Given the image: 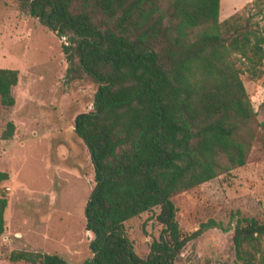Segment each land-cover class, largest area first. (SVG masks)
<instances>
[{
	"label": "trees",
	"instance_id": "obj_1",
	"mask_svg": "<svg viewBox=\"0 0 264 264\" xmlns=\"http://www.w3.org/2000/svg\"><path fill=\"white\" fill-rule=\"evenodd\" d=\"M18 2L66 38L60 44L65 79L86 76L97 85L91 109L77 113L72 127L89 152L95 181L84 208L92 237L83 264H173L187 238L171 197L244 164L247 143L239 134L255 111L240 73L251 79L263 73L264 0L246 2L243 19L231 14L222 21L219 0ZM16 81V69L0 68L1 104H13ZM12 128L7 122L1 137ZM6 179L0 171V183ZM6 202L1 194L0 234ZM155 206L161 228L140 257L123 222ZM213 226L219 224L208 219L191 235ZM263 241L264 222L235 218L232 264H264ZM8 260L68 264L57 254L28 250H12Z\"/></svg>",
	"mask_w": 264,
	"mask_h": 264
},
{
	"label": "rangeland",
	"instance_id": "obj_2",
	"mask_svg": "<svg viewBox=\"0 0 264 264\" xmlns=\"http://www.w3.org/2000/svg\"><path fill=\"white\" fill-rule=\"evenodd\" d=\"M229 1L219 3V21L231 14L243 19L249 0H232V7ZM65 42L64 36L22 10L18 0H0V68L17 70L13 104L0 103V171L7 173L0 183V195L7 200L0 264H31L9 261L12 250L57 254L68 264H83L91 257L92 235L84 228V208L95 183L93 165L72 127L77 113L91 109L97 85L86 76L65 79L60 49ZM262 70L258 79L240 73L255 111L253 121L239 134L247 143L244 164L171 197L179 230L187 238L173 264H232L235 218L264 222V59ZM7 122L13 124L12 132L2 138ZM157 212L155 206L123 222L125 236L140 257L160 231ZM208 219L219 226L191 235Z\"/></svg>",
	"mask_w": 264,
	"mask_h": 264
},
{
	"label": "crops",
	"instance_id": "obj_3",
	"mask_svg": "<svg viewBox=\"0 0 264 264\" xmlns=\"http://www.w3.org/2000/svg\"><path fill=\"white\" fill-rule=\"evenodd\" d=\"M221 0H219V3H220ZM229 4L230 6L232 5V0L229 1ZM232 7V6H231ZM262 65H263V62H262Z\"/></svg>",
	"mask_w": 264,
	"mask_h": 264
}]
</instances>
